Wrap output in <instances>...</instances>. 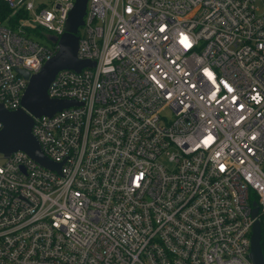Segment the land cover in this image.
I'll return each instance as SVG.
<instances>
[{
    "label": "built area",
    "instance_id": "1",
    "mask_svg": "<svg viewBox=\"0 0 264 264\" xmlns=\"http://www.w3.org/2000/svg\"><path fill=\"white\" fill-rule=\"evenodd\" d=\"M4 1L0 104L14 111L20 69L38 73L60 49L31 33L60 38L76 0ZM84 20L78 58L96 66L49 88L81 104L34 117L61 172L0 153V264H254L264 0H88Z\"/></svg>",
    "mask_w": 264,
    "mask_h": 264
},
{
    "label": "water",
    "instance_id": "2",
    "mask_svg": "<svg viewBox=\"0 0 264 264\" xmlns=\"http://www.w3.org/2000/svg\"><path fill=\"white\" fill-rule=\"evenodd\" d=\"M88 0H76L70 11L65 33L58 38L46 33L53 42H58V53L48 60L35 74L25 69L20 72L29 81L22 98L23 108L8 110L0 104V120L4 127L0 130V153L9 156L17 151L27 152L34 160L46 168L61 172L64 162L51 160L42 150L38 138L33 133L34 117L52 116L58 111L81 103L74 100L54 99L49 96V88L57 73L63 69L81 71L83 68L96 66L92 60L78 58L79 30L84 25ZM258 211H255V216ZM251 259L254 264H264L261 224L256 222L253 228Z\"/></svg>",
    "mask_w": 264,
    "mask_h": 264
},
{
    "label": "trees",
    "instance_id": "3",
    "mask_svg": "<svg viewBox=\"0 0 264 264\" xmlns=\"http://www.w3.org/2000/svg\"><path fill=\"white\" fill-rule=\"evenodd\" d=\"M11 9L7 6L6 2L4 0H0V18L5 20L6 18H8L11 14ZM19 16H21V13H19V15H17L16 17H11L10 22H14ZM263 246V250H264V245Z\"/></svg>",
    "mask_w": 264,
    "mask_h": 264
},
{
    "label": "rangeland",
    "instance_id": "4",
    "mask_svg": "<svg viewBox=\"0 0 264 264\" xmlns=\"http://www.w3.org/2000/svg\"><path fill=\"white\" fill-rule=\"evenodd\" d=\"M80 32L81 33L83 32V27H81ZM31 34L35 39H37L38 41H40L43 44H46V45L52 44L51 41L48 39V37L42 32L41 29H39V30L37 29L34 32H32Z\"/></svg>",
    "mask_w": 264,
    "mask_h": 264
}]
</instances>
